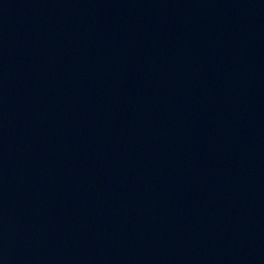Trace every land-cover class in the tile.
I'll list each match as a JSON object with an SVG mask.
<instances>
[{
    "label": "water",
    "instance_id": "95a60500",
    "mask_svg": "<svg viewBox=\"0 0 264 264\" xmlns=\"http://www.w3.org/2000/svg\"><path fill=\"white\" fill-rule=\"evenodd\" d=\"M0 264H264V0H0Z\"/></svg>",
    "mask_w": 264,
    "mask_h": 264
}]
</instances>
